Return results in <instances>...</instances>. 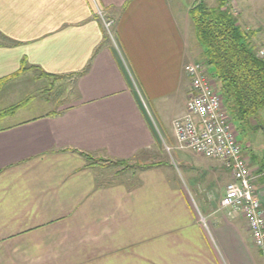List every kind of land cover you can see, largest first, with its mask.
I'll use <instances>...</instances> for the list:
<instances>
[{
	"label": "crops",
	"instance_id": "1",
	"mask_svg": "<svg viewBox=\"0 0 264 264\" xmlns=\"http://www.w3.org/2000/svg\"><path fill=\"white\" fill-rule=\"evenodd\" d=\"M97 1L112 39L89 0H0V80L32 68L76 93L63 109L3 119L0 264H264L243 218L220 208L229 172L176 148L185 69L202 54L189 9L179 21L168 0ZM244 157L264 206V169ZM134 160L154 165H98Z\"/></svg>",
	"mask_w": 264,
	"mask_h": 264
},
{
	"label": "built area",
	"instance_id": "2",
	"mask_svg": "<svg viewBox=\"0 0 264 264\" xmlns=\"http://www.w3.org/2000/svg\"><path fill=\"white\" fill-rule=\"evenodd\" d=\"M89 1L104 31L112 39L110 30L114 21L106 16L97 0ZM257 57L264 59V50H260ZM185 73L189 79L186 112L172 121L176 148L217 161L229 172L231 180L225 186L220 208L229 215L237 213L243 218L253 246L264 256V206L256 188L259 176L248 167L235 126L207 65L203 61L191 63ZM166 151L170 149L166 147Z\"/></svg>",
	"mask_w": 264,
	"mask_h": 264
},
{
	"label": "trees",
	"instance_id": "3",
	"mask_svg": "<svg viewBox=\"0 0 264 264\" xmlns=\"http://www.w3.org/2000/svg\"><path fill=\"white\" fill-rule=\"evenodd\" d=\"M225 4L220 2L217 7L211 8L204 1L197 0L189 8L188 16L204 63L211 71L210 76L217 85L233 125L260 128L261 124L256 121L264 117V59L257 57L258 51L253 44L257 32L244 31L226 8L222 10ZM25 70L22 68L1 79L0 88L22 75ZM41 75L53 77L42 72ZM20 108L14 106L1 111L0 119L13 116ZM253 122L256 124L253 125ZM153 165H139V168Z\"/></svg>",
	"mask_w": 264,
	"mask_h": 264
},
{
	"label": "rangeland",
	"instance_id": "4",
	"mask_svg": "<svg viewBox=\"0 0 264 264\" xmlns=\"http://www.w3.org/2000/svg\"><path fill=\"white\" fill-rule=\"evenodd\" d=\"M168 1L176 17L179 21H181V14L184 12L186 13V11L192 7L194 2L197 0ZM202 1H204L206 6L211 8L217 7L220 2H225L226 4L222 6V10H225L226 8L236 18L239 26L244 31L249 33L255 31L257 33L259 32V34L264 33L261 28L262 23L258 20L260 18L263 19L264 17V0ZM110 34L113 38L112 29L110 30ZM263 41L264 38H262L261 35L259 37L256 35L253 40V44L255 45L258 52L262 50L261 45ZM199 61L204 62L202 54L199 58ZM210 72V69H208L209 75ZM75 95L76 93L72 79L62 77L46 78L42 76L41 72L38 70L26 69L22 75L12 81L7 82L0 88V112L8 110L14 106H21V108L16 111L19 118L38 116L40 114L55 111L57 109H63L74 104L76 100ZM3 119L4 118L0 119V126L6 123ZM256 122L257 124L261 123L260 129L252 128L249 125L236 127V136L237 141L243 149L244 155L246 157H253L255 165H258L264 169V117L262 119H257ZM252 124L255 125L256 123L253 122ZM167 145H171V143L167 141ZM157 154L159 161L162 159V161L166 162L168 161V158L169 160L171 159L169 153L167 154L164 149H161ZM98 165L102 167H108L105 170L107 175H114V173H122L131 170L134 171L139 167V163L136 160L123 163H111L112 166H108V163L106 162H102ZM172 165V168L180 183L184 184L182 172L183 168L177 167L173 163ZM213 199L214 198L212 197L210 201L215 202L216 200Z\"/></svg>",
	"mask_w": 264,
	"mask_h": 264
}]
</instances>
